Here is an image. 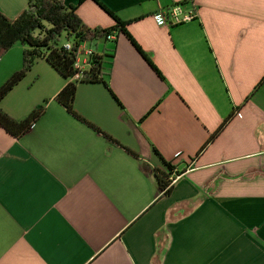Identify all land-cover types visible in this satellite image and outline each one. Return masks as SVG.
<instances>
[{"label": "crops", "instance_id": "0c3cea01", "mask_svg": "<svg viewBox=\"0 0 264 264\" xmlns=\"http://www.w3.org/2000/svg\"><path fill=\"white\" fill-rule=\"evenodd\" d=\"M183 1L64 0L90 28L114 25L99 3L129 21L145 56L119 33L111 92L76 84V112L120 145L54 100L66 80L44 59L0 101L14 119L45 106L18 139L0 127V264H264V0H193L197 19L155 22ZM23 48L0 52V86ZM154 149L174 167L165 195Z\"/></svg>", "mask_w": 264, "mask_h": 264}, {"label": "trees", "instance_id": "16d2710c", "mask_svg": "<svg viewBox=\"0 0 264 264\" xmlns=\"http://www.w3.org/2000/svg\"><path fill=\"white\" fill-rule=\"evenodd\" d=\"M81 1L79 0V2ZM184 2L187 3V0ZM99 5L113 19L114 25L90 28L76 14V6L67 5L64 0H28L27 7L17 17L8 18L0 14V52L3 53L9 50L17 43L24 47L21 68L11 74L0 86V101L24 78L37 59H44L66 80L64 86L55 95L54 100L68 114L94 131L100 132L110 142L120 145L118 141L86 120L74 109L76 84L79 82H101L111 92L108 77L110 76L116 45V39H110L112 34H126L137 50L145 56L143 50L128 34L127 25L129 21L122 20L102 3H99ZM81 43H86L87 46L93 48L94 54L90 57L89 67L81 79L76 81L74 79L77 70L74 67V60L78 54L77 48ZM67 44H70V48L66 47ZM147 60L152 68L161 75L152 61ZM158 105L159 102L151 108L146 116ZM44 111L45 106L40 104L34 107L24 118L14 119L0 107V127L18 139L44 114ZM232 117L233 115H229L219 124L218 128L209 135L194 157H198L202 153ZM125 149L135 155L133 151L128 148ZM153 151L159 155L156 149ZM160 159L166 167V171L156 167L153 174L157 182V193L165 195L170 192L172 187L170 176L174 167L170 162L164 161L161 157Z\"/></svg>", "mask_w": 264, "mask_h": 264}, {"label": "built area", "instance_id": "2783aa9c", "mask_svg": "<svg viewBox=\"0 0 264 264\" xmlns=\"http://www.w3.org/2000/svg\"><path fill=\"white\" fill-rule=\"evenodd\" d=\"M198 18L197 8L193 0L186 2L174 3L167 7H159L158 11L153 15L155 22L162 27H172L191 22ZM110 39H116V35L112 34ZM70 48V44L66 45ZM78 54L74 60V67L77 70L74 80L81 79L84 72L89 67V59L94 54L93 48L81 43L79 45ZM176 179H173L174 182Z\"/></svg>", "mask_w": 264, "mask_h": 264}, {"label": "rangeland", "instance_id": "374dc122", "mask_svg": "<svg viewBox=\"0 0 264 264\" xmlns=\"http://www.w3.org/2000/svg\"><path fill=\"white\" fill-rule=\"evenodd\" d=\"M157 185V184H156Z\"/></svg>", "mask_w": 264, "mask_h": 264}]
</instances>
